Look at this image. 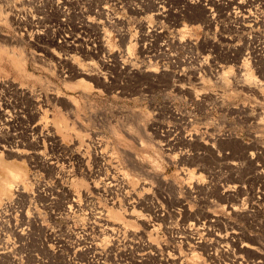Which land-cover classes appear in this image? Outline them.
<instances>
[{
  "label": "rangeland",
  "instance_id": "374dc122",
  "mask_svg": "<svg viewBox=\"0 0 264 264\" xmlns=\"http://www.w3.org/2000/svg\"><path fill=\"white\" fill-rule=\"evenodd\" d=\"M261 148L264 0H0V264L259 261Z\"/></svg>",
  "mask_w": 264,
  "mask_h": 264
},
{
  "label": "bare ground",
  "instance_id": "6f19581e",
  "mask_svg": "<svg viewBox=\"0 0 264 264\" xmlns=\"http://www.w3.org/2000/svg\"><path fill=\"white\" fill-rule=\"evenodd\" d=\"M233 3L237 6V8H239L240 12L243 11V9L245 8V3H243L242 1L239 2V3L238 2H233ZM255 23H257V22H255ZM70 38H72V37H66V39L64 38L63 41L61 42V44L63 46H65V47H67L68 49L76 47L75 43L77 42L76 39H70ZM70 59H73V57L71 56ZM65 60L68 61V58H65ZM86 71L88 73L85 72L84 70L80 69V70H78V72H76V74H77V76H84V77L90 79L91 76L94 73L93 69L90 68V69H88ZM97 76H98V74H97ZM79 83L84 85V87H87L86 86L87 82L84 83L83 81H80ZM256 124L260 125V126L263 125V123H261V122H257ZM51 136L53 137V135H51ZM5 150H7V149H5ZM241 152H242V154H239V155H243L244 156V158L242 157L243 159H246V160L250 161V164L254 165L255 172L257 174L262 175L261 174V169H262V166L264 167V149L263 148L258 149L256 152H248V150H242ZM20 153L21 152L19 150H12V148L11 149L9 148V150H8V154H16V156H17ZM239 157L241 158V156H239ZM2 167H4V165H2ZM4 168L6 169V175L8 174V176L10 178V181H9V179L4 178V175L2 173H0V195H2V196L6 195V194H9V192L13 188V183L11 182V179L14 181V180L20 178V174H19L17 169H8L7 167H4ZM140 169H142V167H140ZM142 172L145 173V170L143 171V169H142ZM256 202L257 203H264V195L262 194V195L256 196ZM231 209L235 210L236 208H231ZM114 220H116V219H114ZM200 230L206 231V228L201 227ZM226 239H227L226 235L217 234L216 238H215V241H226ZM238 251L241 252V253H247L248 252V253H251L253 255H256V256L260 257L261 260L255 261L252 264H264V247H262V246L261 247L260 246H254V245L253 246L252 245H250V246L241 245V247L238 246ZM142 256L148 257V253H145Z\"/></svg>",
  "mask_w": 264,
  "mask_h": 264
}]
</instances>
